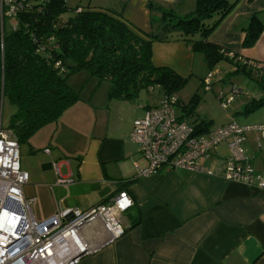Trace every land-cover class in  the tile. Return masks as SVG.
Returning a JSON list of instances; mask_svg holds the SVG:
<instances>
[{
    "label": "crops",
    "instance_id": "obj_1",
    "mask_svg": "<svg viewBox=\"0 0 264 264\" xmlns=\"http://www.w3.org/2000/svg\"><path fill=\"white\" fill-rule=\"evenodd\" d=\"M90 1L94 6L120 14L132 27L146 34L153 30L152 21L158 20L147 3L171 7L181 16L189 13L195 3V0ZM252 15L259 20L262 30L253 45L244 46V28ZM209 39L244 60L264 62V0H239ZM151 51L155 66L170 68L185 78L197 73L203 87L202 79L210 70L205 75L199 74L205 63L203 57L192 53L186 42L155 41ZM196 58L200 63L195 64ZM224 61L236 69L233 62ZM224 69L229 71L227 67ZM261 75L264 79V74ZM250 77L257 79L260 75L252 72ZM222 79L226 81V74ZM232 86L238 92L229 109L225 108L221 114L215 106L210 110L197 109L192 118L196 123L201 120L209 123L204 131L230 121L246 127L244 156L251 163L254 176L264 180V137L252 128L264 124V104L245 111L251 101L264 99V83L240 82L242 87L232 83L228 90ZM158 89L153 101L148 98L139 101L140 91L131 98H112L95 105L78 101L56 121L43 125L45 140L31 141L28 149L23 150L24 165L30 167V171L24 169L28 174L24 195L35 198L34 205L37 204L43 221L58 206L85 210L121 190L128 192L133 205L120 217L124 233L108 242L109 233L100 219L82 225L80 237L96 250L81 257L77 264H264V188L256 182L248 185L226 180L217 171L220 161L229 156L227 141L220 143L209 158L200 159L202 165L217 171L213 175L165 167L146 176L137 174L136 166L144 167L147 162L129 134L133 120L162 100L163 94ZM216 91L213 94L217 98ZM206 100L215 104L209 95ZM120 109L130 111L122 117ZM177 112L181 116L180 108ZM55 163L61 175L71 173L73 181L66 188L54 185ZM32 212L36 219L33 208Z\"/></svg>",
    "mask_w": 264,
    "mask_h": 264
},
{
    "label": "trees",
    "instance_id": "obj_2",
    "mask_svg": "<svg viewBox=\"0 0 264 264\" xmlns=\"http://www.w3.org/2000/svg\"><path fill=\"white\" fill-rule=\"evenodd\" d=\"M239 0H195L194 8L184 16L171 7L152 2L147 8L159 14L152 21L150 34L142 33L106 8L87 0L76 5L66 21L59 17L67 10V0H47L39 7L25 10L16 18V28L5 33L0 44V78L4 99L15 106L8 128L18 142L26 140L48 122H54L79 100V91L67 82L73 72L85 70L98 82L109 83V98H131L141 89L158 86L163 94L175 95L187 82L167 67L152 63L155 41H184L194 54H200L211 70L219 61L228 60L247 76L256 69L228 58L209 36ZM262 27L255 15L244 28V46L258 39ZM254 78L262 85L264 79ZM264 104V99L245 106L249 112ZM179 105V103H178ZM180 118L195 114V104L181 105ZM193 120L195 133L209 124Z\"/></svg>",
    "mask_w": 264,
    "mask_h": 264
},
{
    "label": "built area",
    "instance_id": "obj_3",
    "mask_svg": "<svg viewBox=\"0 0 264 264\" xmlns=\"http://www.w3.org/2000/svg\"><path fill=\"white\" fill-rule=\"evenodd\" d=\"M46 1L0 0V44L5 33L16 28L15 20L21 12L37 8ZM224 54L264 74V62L247 61L229 51ZM212 75L209 71L202 79L205 90L211 88ZM237 92L235 86L228 91L219 90L216 96L220 106L225 108ZM3 102L0 78V264H77L81 257L96 250L79 235L80 227L95 219L103 222L109 233L108 242L121 236L125 231L121 214L133 205L126 190L85 210L58 206L50 218L43 221L34 218L35 198L23 193L28 174L20 167L19 142L10 128L2 126ZM177 106V97L166 95L158 105L147 108L143 116L133 120L130 140L147 162L144 167L136 166L139 176L156 173L161 167L208 175L218 171L226 180L248 185L256 182L258 187L264 188V180L254 176L251 163L243 153L246 127L230 121L195 133L193 123L180 118ZM252 128L264 137V124ZM224 141H227L229 156L220 161L217 171L202 165L200 159L209 158ZM53 168L54 185L66 188L72 183L71 173L61 175L56 163Z\"/></svg>",
    "mask_w": 264,
    "mask_h": 264
},
{
    "label": "rangeland",
    "instance_id": "obj_4",
    "mask_svg": "<svg viewBox=\"0 0 264 264\" xmlns=\"http://www.w3.org/2000/svg\"><path fill=\"white\" fill-rule=\"evenodd\" d=\"M81 5L84 6L87 4V0H67V10L61 14L59 17L60 22L66 21L70 16L74 14L73 8L76 5ZM154 13V12H153ZM157 17H159V14L157 13ZM200 63L198 61V58L195 60V64ZM202 65V64H201ZM227 67L228 70L224 69ZM233 67V69H232ZM207 66L204 63L202 65V68L200 70V73H203L205 75L207 71ZM210 71H212L213 77H212V84H211V89L212 90H204L202 86L199 85V75L197 73H194L191 77L187 78V82L184 85V87L179 90L175 96L180 100L181 105H189L190 102H194L195 104V110H210L212 107H216L217 111L221 114L224 112L225 108H230L231 102L227 103L225 108H222L220 106V102L217 100V98L213 94V90H224L228 91L229 86L234 83L238 84L240 86V82L245 83H250L253 84L255 83V79L253 77L245 76L241 71L235 70V67L229 64L228 62H225L224 60L218 62ZM226 74V81L222 79V76ZM68 84L72 86L73 88L77 89L79 91L80 98L78 101H83L85 103H90V105H95L98 103H107L109 100L112 98H109L108 96V90H109V83L105 80L98 82V78L95 76H90L85 70H80L77 72H73L70 74L67 78ZM242 87V86H240ZM158 86H155L154 90L152 91H147L146 89H141L140 90V96H139V101L141 99H146L148 98L150 101H153L155 99V96L158 94ZM216 91V92H217ZM207 95H209L213 101H215V104H211L207 99ZM237 95V94H236ZM235 97V96H234ZM76 101V102H78ZM180 108V105L176 107V110ZM107 109V108H106ZM130 109V108H129ZM15 111V106L11 104L7 99H4L3 102V108H2V126L3 127H8L10 117ZM106 111V110H105ZM130 110H123L120 109L119 113L122 117H125L126 114L129 113ZM177 112V111H176ZM178 113V112H177ZM195 115V114H194ZM192 117H188L187 120H191L192 122ZM52 123V122H48ZM43 127L38 128L36 131H34L26 140H23L19 143V161H20V167L22 170L26 169L30 171V167L28 165H24V160L26 158V155H23V150L28 149V145L30 146L31 141L35 142H42L45 140L44 136V130H42ZM39 148V147H35ZM41 150V148L37 149ZM37 204L33 205V211L35 214V217L38 221L42 219L39 215V211Z\"/></svg>",
    "mask_w": 264,
    "mask_h": 264
},
{
    "label": "snow or ice",
    "instance_id": "obj_5",
    "mask_svg": "<svg viewBox=\"0 0 264 264\" xmlns=\"http://www.w3.org/2000/svg\"><path fill=\"white\" fill-rule=\"evenodd\" d=\"M123 206V205H122Z\"/></svg>",
    "mask_w": 264,
    "mask_h": 264
}]
</instances>
